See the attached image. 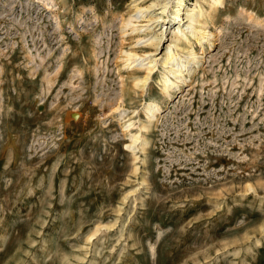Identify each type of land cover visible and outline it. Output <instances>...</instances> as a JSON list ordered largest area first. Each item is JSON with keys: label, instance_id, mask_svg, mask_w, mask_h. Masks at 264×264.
I'll return each mask as SVG.
<instances>
[{"label": "rangeland", "instance_id": "1", "mask_svg": "<svg viewBox=\"0 0 264 264\" xmlns=\"http://www.w3.org/2000/svg\"><path fill=\"white\" fill-rule=\"evenodd\" d=\"M182 2L0 0V264H264V0Z\"/></svg>", "mask_w": 264, "mask_h": 264}, {"label": "bare ground", "instance_id": "2", "mask_svg": "<svg viewBox=\"0 0 264 264\" xmlns=\"http://www.w3.org/2000/svg\"><path fill=\"white\" fill-rule=\"evenodd\" d=\"M221 2H222V0H211L212 7H216ZM182 4H183L182 0H179L178 5L181 6ZM142 11H143L142 8L136 7L137 13H141ZM179 12H180V8H177L175 16H177ZM203 13H204V11L201 8L192 9L190 12H187V14L185 15L186 20L184 22V23H186V26L183 28V24H178V26H177L178 28L173 34L172 42L168 46L167 50L165 51V53L163 55L164 58H163L162 62L165 64L166 69H167L165 72L170 74L173 78H180L182 76L183 71L185 70L188 61H180V63H178V61H177L178 56H176L177 53H175L173 51L172 47L173 46L175 47V49H176L175 51L183 50V47H180V45L178 46V44H176L175 42L177 41V38L180 35L184 34L185 30H188L191 33L189 35L190 37L193 36V37L197 38L199 35L200 36L204 35L205 31H203L201 28H197L198 25L197 26L195 25V24L200 23V18L202 17ZM134 15H136V14L131 15V17L128 19L126 25L127 24L129 25L132 23V18ZM154 19H155V21H158L160 19V17L157 16ZM186 40L189 41L188 38H186ZM155 41H157L156 38L152 39L150 43H153ZM188 54H189L188 57H192L195 55L193 50H188ZM125 56H126V61L128 62V64H131V63L133 64L134 62L139 60L137 65L139 67H144V69L146 71L145 75L142 78H137L135 80V86H140L143 88L148 83L147 81L150 79L151 74L154 71L155 63L153 64V62H156V60L154 59L152 61L150 60V61L144 62L145 58H141L139 55H137L136 53H132V52H126ZM133 66H135V65H133ZM162 82H163V87H164L166 92L169 91L168 89L171 87V85H174V82L170 79V77L168 75H164ZM158 110H159V107L157 104L149 103L147 106V109H146V114L148 117L150 115L153 116L154 113L157 112ZM130 125H132V124L128 123L127 126H130ZM140 127H141V129L145 128L144 126H140ZM130 137H131V143H132L131 149L134 150V149H136V144L139 142L138 140L141 137V135L139 133H135V134H132Z\"/></svg>", "mask_w": 264, "mask_h": 264}]
</instances>
